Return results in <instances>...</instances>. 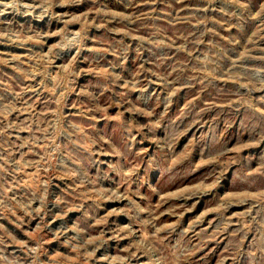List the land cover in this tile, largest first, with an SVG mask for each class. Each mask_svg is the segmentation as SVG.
I'll use <instances>...</instances> for the list:
<instances>
[{
	"label": "rangeland",
	"instance_id": "obj_1",
	"mask_svg": "<svg viewBox=\"0 0 264 264\" xmlns=\"http://www.w3.org/2000/svg\"><path fill=\"white\" fill-rule=\"evenodd\" d=\"M0 264H264V0H0Z\"/></svg>",
	"mask_w": 264,
	"mask_h": 264
}]
</instances>
